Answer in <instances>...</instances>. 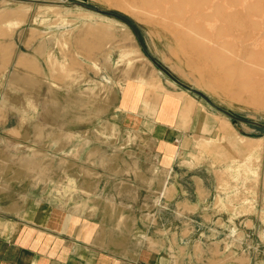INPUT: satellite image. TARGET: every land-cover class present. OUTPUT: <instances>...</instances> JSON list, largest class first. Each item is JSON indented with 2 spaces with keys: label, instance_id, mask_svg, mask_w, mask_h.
<instances>
[{
  "label": "rangeland",
  "instance_id": "1",
  "mask_svg": "<svg viewBox=\"0 0 264 264\" xmlns=\"http://www.w3.org/2000/svg\"><path fill=\"white\" fill-rule=\"evenodd\" d=\"M224 2H216L222 19L210 21L217 34L230 32L233 54L219 67L190 44L197 28L178 25L191 13L159 12L147 0H0V189L64 200L71 187L94 196L101 185L105 201L128 205L122 223L151 234L154 249L173 246L178 264H264L262 147L247 161L220 163L206 142L167 175L143 161L153 147L118 112L124 87L149 78L193 87L264 126V33L252 25L264 0ZM243 121L231 122L235 133L264 141L262 127ZM168 233L174 238L162 239Z\"/></svg>",
  "mask_w": 264,
  "mask_h": 264
},
{
  "label": "crops",
  "instance_id": "2",
  "mask_svg": "<svg viewBox=\"0 0 264 264\" xmlns=\"http://www.w3.org/2000/svg\"><path fill=\"white\" fill-rule=\"evenodd\" d=\"M180 85L171 87L145 78L132 80L121 91L118 112L124 115L125 126L154 149L143 161H156L160 172L168 175L183 157L199 153L206 142L220 163H241L254 147L264 150L263 138L239 136L231 127L234 119ZM247 124L264 129L257 123ZM113 161L118 165L108 173L116 177L120 155H113ZM84 187L75 191L71 187L64 200L55 194L35 196L14 188L0 189V264H178L173 246L174 250L171 246L154 249L149 241L156 240L151 234H138L128 219L122 223L127 216L122 211L128 205L115 197L105 201L104 186L97 185L94 196ZM166 236L162 239L175 235Z\"/></svg>",
  "mask_w": 264,
  "mask_h": 264
},
{
  "label": "bare ground",
  "instance_id": "3",
  "mask_svg": "<svg viewBox=\"0 0 264 264\" xmlns=\"http://www.w3.org/2000/svg\"><path fill=\"white\" fill-rule=\"evenodd\" d=\"M147 1L150 4L156 3L154 9L158 10L159 12L174 11L178 13L179 16L191 13L192 16L191 18L189 17L190 19H188L187 22L177 20L178 21L177 23L180 26L185 25L186 28H189L188 30L192 28L194 30V28H197V31L196 29L194 31L190 30L193 31L194 34L191 32L192 33V34L190 33L191 35L190 34L187 35L189 36L190 44L194 47V49L201 51L207 58L211 59V62H213L216 66L222 67L223 64L226 63L225 61L228 60L229 55L233 54L228 52L229 51L228 46L226 45V41L232 40L231 38L232 35L230 34V32H228V30L226 31L222 30L217 34L218 31L217 25H219L217 24L218 20L215 21L217 23L215 22L212 23L210 21L211 18L217 16L219 18L221 15H222L221 16L222 19L223 13H226L223 10V7L219 6L216 3L218 0H147ZM224 3L230 5H239L241 8H244V6L248 3V0H226V2ZM257 21L260 22V23L257 22L259 24L257 25V28L255 23H252L253 27L258 30L255 33L263 34L264 17ZM10 25L12 26V28L16 29L19 26V22L13 21ZM203 25H205L206 27L203 28L204 27ZM206 28H208V30H204ZM256 41L258 42L259 39H257Z\"/></svg>",
  "mask_w": 264,
  "mask_h": 264
},
{
  "label": "water",
  "instance_id": "4",
  "mask_svg": "<svg viewBox=\"0 0 264 264\" xmlns=\"http://www.w3.org/2000/svg\"><path fill=\"white\" fill-rule=\"evenodd\" d=\"M62 1H65V0H62ZM80 1H83V2H87V0H80ZM108 14V13H106ZM184 86V85H183ZM188 91H190L191 93H194L196 95H201V97H203L204 99L208 100L216 109H218L219 111L223 112L225 115H227L228 117L234 119V124L237 125L239 119L237 116H235L233 113H231L230 111H227V110H224L222 108H220L219 106H217L215 103H213L212 101H210L208 99V97H206L204 94L200 93L198 90L194 89L193 87H186L184 86ZM247 123H252V122H248Z\"/></svg>",
  "mask_w": 264,
  "mask_h": 264
},
{
  "label": "trees",
  "instance_id": "5",
  "mask_svg": "<svg viewBox=\"0 0 264 264\" xmlns=\"http://www.w3.org/2000/svg\"><path fill=\"white\" fill-rule=\"evenodd\" d=\"M118 18H120V19H122V20H123V18H121V17H119V16H118Z\"/></svg>",
  "mask_w": 264,
  "mask_h": 264
}]
</instances>
